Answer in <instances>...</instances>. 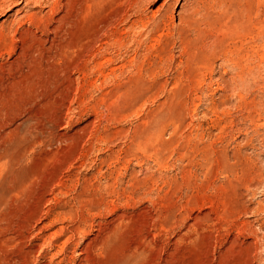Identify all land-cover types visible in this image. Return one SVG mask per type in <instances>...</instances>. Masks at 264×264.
I'll list each match as a JSON object with an SVG mask.
<instances>
[{"label": "rangeland", "instance_id": "rangeland-1", "mask_svg": "<svg viewBox=\"0 0 264 264\" xmlns=\"http://www.w3.org/2000/svg\"><path fill=\"white\" fill-rule=\"evenodd\" d=\"M4 1L0 264H264V0Z\"/></svg>", "mask_w": 264, "mask_h": 264}, {"label": "bare ground", "instance_id": "bare-ground-1", "mask_svg": "<svg viewBox=\"0 0 264 264\" xmlns=\"http://www.w3.org/2000/svg\"><path fill=\"white\" fill-rule=\"evenodd\" d=\"M10 1V0H9ZM8 1V2H9ZM28 3H30L32 0H26ZM84 1V3H83ZM102 0H82V1H79L77 2V0H52L51 3H48L49 4V14L48 16L46 17H41L40 16L38 17V15L36 13H32V14H29V19L30 21H35V22H43L47 24V22H50L52 23L53 21H57V22H61L64 18V16L60 19L58 18L59 15H61L62 13H65V17H68L69 16H80L81 14H84L87 9L89 10L91 7V5L93 4H98L100 3ZM126 1V0H124ZM6 2V0L4 1ZM3 2V3H4ZM7 2V3H8ZM33 4L35 3H40L38 0H33ZM135 3V2H134ZM137 3V1H136ZM124 4V2H123ZM2 5V4H0ZM11 4H9L10 6ZM6 6V4H5ZM90 7V8H89ZM7 8V7H6ZM3 7L0 6V13H2L3 11ZM118 14V13H117ZM75 16V17H77ZM87 16V15H85ZM118 16V15H117ZM114 17V16H113ZM73 18V17H71ZM121 18V17H120ZM183 18V17H182ZM84 19V18H83ZM77 20V19H76ZM242 22L240 23V28L242 30V32H248L253 34V30L251 29H248L247 26H251L252 25H256V26H259V30L256 34L255 37H252L250 40L245 46H243L241 49L237 50V53H234V56L236 57V64H240L242 66V69H244L246 67V64L243 65V61H242V57L241 54L244 53L246 50L250 52V50H252L255 54L260 52V50H264V12H262L260 14V12L257 11V9H255V7H251L247 10V14H246V17L242 18L241 20ZM72 22L75 23V21L73 20ZM57 28V27H56ZM42 29V28H41ZM55 29V28H54ZM248 30V31H247ZM43 32V31H42ZM45 34V33H44ZM250 34V35H251ZM70 35V34H69ZM99 36V35H98ZM40 39V38H39ZM101 39V38H100ZM90 40V39H89ZM59 41V40H58ZM96 41V40H95ZM45 42V41H44ZM57 42V41H56ZM62 43V42H61ZM59 44V50L60 52L62 51V49L68 47V46H62V44ZM57 44V43H56ZM66 44V43H64ZM95 44V43H94ZM68 45V44H67ZM28 47V46H27ZM40 47V46H39ZM71 47V46H70ZM69 47V48H70ZM35 48V47H34ZM46 49V48H45ZM67 50V49H66ZM82 52L80 53V58L82 60V67H81V70L83 71L84 75H86V72L88 70V64H89V57L92 56L91 55V42L89 43V41L86 40V42H84V46H82L81 48ZM25 51V50H24ZM39 51V50H38ZM48 51V50H47ZM56 52V51H55ZM59 52V53H60ZM62 53V52H61ZM60 53V54H61ZM95 53V52H94ZM71 54V53H70ZM56 56V55H55ZM60 56V55H59ZM104 57V56H103ZM79 58V57H78ZM29 59V58H28ZM91 59V58H90ZM80 61V59H78ZM261 63L264 64V53L261 55ZM91 64V62H90ZM97 64V63H96ZM249 64V62H248ZM80 65V64H79ZM73 66V65H72ZM73 68V67H72ZM90 70V69H89ZM248 70H250V68L248 67ZM80 71V70H79ZM156 72V71H155ZM88 73V72H87ZM91 73V72H90ZM89 74V73H88ZM87 74V75H88ZM70 79V77H69ZM86 79V78H85ZM64 80V79H63ZM74 81V80H73ZM71 81V82H73ZM70 82V80H69ZM75 82V81H74ZM87 83V81L85 82ZM84 83V84H85ZM155 83V82H154ZM60 84V83H59ZM73 84V83H71ZM70 90V89H69ZM67 96V95H66ZM32 186V185H31ZM28 190V189H27ZM62 192V191H61ZM27 218V217H26ZM78 230V229H77Z\"/></svg>", "mask_w": 264, "mask_h": 264}]
</instances>
